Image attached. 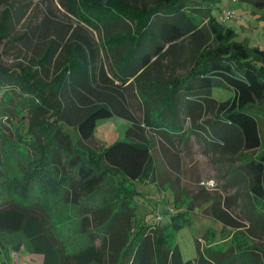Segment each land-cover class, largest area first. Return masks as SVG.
Here are the masks:
<instances>
[{
	"label": "trees",
	"instance_id": "trees-1",
	"mask_svg": "<svg viewBox=\"0 0 264 264\" xmlns=\"http://www.w3.org/2000/svg\"><path fill=\"white\" fill-rule=\"evenodd\" d=\"M221 1L60 0L75 23L47 13L35 22L31 0L0 4V44L6 41L21 57L11 68L0 63V115L27 113L35 152L24 181L13 186L24 197L31 190L39 196L61 193L65 203L76 206L78 230L88 243L68 250L46 215L18 202L0 207V232L21 233L43 264L222 260L218 249H201L198 239V256L183 258L174 236L191 223L186 212L172 211L167 224L134 227L135 192L125 182L152 174L149 128L171 137L204 138L213 152L238 159L229 182L245 186L238 193L246 219L264 233V150L258 152L264 48L235 39L236 31L214 14ZM247 1L264 8L262 0ZM131 85L141 99V120L128 101ZM217 87L233 95L219 100ZM112 116L130 121L126 138L95 153L84 142L99 119ZM68 127L76 131V142ZM227 201L209 200L207 210L223 224L222 238L231 234L232 243L222 251L232 249L226 264H264V247L253 242Z\"/></svg>",
	"mask_w": 264,
	"mask_h": 264
},
{
	"label": "rangeland",
	"instance_id": "rangeland-1",
	"mask_svg": "<svg viewBox=\"0 0 264 264\" xmlns=\"http://www.w3.org/2000/svg\"><path fill=\"white\" fill-rule=\"evenodd\" d=\"M15 0H0V4ZM264 2V0H262ZM30 17L39 22L47 13L65 22H74L62 7L60 0H31ZM226 11H232L233 17L224 24L236 31L237 41L248 42L250 46L264 48V8L257 7L247 0H222L214 9L218 19H223ZM93 35L99 41V32L93 30ZM3 41L0 44V63L6 67H14L21 61L19 51L11 48ZM214 40H210L211 45ZM185 47L184 56L188 55ZM185 69L179 73L184 74ZM3 91L0 89V99ZM233 95L231 89L217 87L214 96L219 100L228 99ZM128 101L134 114L141 120L143 107L141 99L134 85L127 92ZM16 100L11 102V106ZM6 116V115H5ZM205 115L203 118H209ZM0 115V207L7 202H18L23 205L36 206L40 212L48 217V221L57 232L68 250H77L88 243L87 234L78 230V215L76 206L67 204L63 195L50 192L46 196L36 195L32 190L27 197L22 196L13 186L14 181H24L29 168V162L35 157V152L29 142V118L26 112ZM259 127L264 150V115L259 117ZM189 123V120H187ZM131 125L130 121L119 116L99 119L96 130L85 146L95 153L104 147L126 138L125 132ZM189 125V124H188ZM74 141L78 139L76 131L68 127ZM151 144L152 174L142 180L126 181L125 186L134 193V227L140 224L160 221L167 224L171 212H186L191 223L183 227L174 240L180 245L185 260L198 256V245L201 249L220 251L216 264H226L232 249H226L225 244L232 243L231 234L222 238L223 224L210 216L209 200L219 199L223 202L229 198L231 211L246 224L245 231L250 233L253 242L264 247V233L262 229L251 227L246 219L242 190L244 185H231L229 179L233 166L241 162L220 152H213L204 138L190 135L188 137L169 136L166 132L147 128ZM207 180H215V186L205 187ZM241 192V193H238ZM161 216L162 219L158 220ZM76 225H75V224ZM252 230V231H250ZM213 233V237L209 234ZM208 234V235H207ZM216 242H221L217 245ZM221 246V247H220ZM229 246V245H228ZM235 250V249H234ZM236 251V250H235ZM6 255V258H5ZM43 264L42 256L32 253L21 233L0 232V264Z\"/></svg>",
	"mask_w": 264,
	"mask_h": 264
},
{
	"label": "built area",
	"instance_id": "built-area-1",
	"mask_svg": "<svg viewBox=\"0 0 264 264\" xmlns=\"http://www.w3.org/2000/svg\"><path fill=\"white\" fill-rule=\"evenodd\" d=\"M233 15H234V13L232 12V11H226L225 12V16H224V18L223 19H221L222 21H226L227 19H230L231 17H233ZM210 182H212L213 183V186H215V180H207L206 182H205V184L207 185V184H209ZM212 186V187H213ZM158 217H160L158 220H161L162 219V217L161 216H158Z\"/></svg>",
	"mask_w": 264,
	"mask_h": 264
},
{
	"label": "clouds",
	"instance_id": "clouds-1",
	"mask_svg": "<svg viewBox=\"0 0 264 264\" xmlns=\"http://www.w3.org/2000/svg\"><path fill=\"white\" fill-rule=\"evenodd\" d=\"M213 186V183L210 182L209 184L205 185V187L211 188Z\"/></svg>",
	"mask_w": 264,
	"mask_h": 264
}]
</instances>
